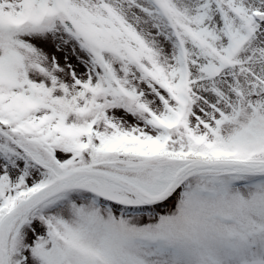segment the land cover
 Instances as JSON below:
<instances>
[{
  "label": "snow or ice",
  "instance_id": "obj_1",
  "mask_svg": "<svg viewBox=\"0 0 264 264\" xmlns=\"http://www.w3.org/2000/svg\"><path fill=\"white\" fill-rule=\"evenodd\" d=\"M0 264H264V0H0Z\"/></svg>",
  "mask_w": 264,
  "mask_h": 264
}]
</instances>
